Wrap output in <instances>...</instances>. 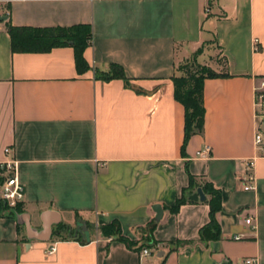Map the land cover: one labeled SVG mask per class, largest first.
<instances>
[{"label": "crops", "instance_id": "obj_1", "mask_svg": "<svg viewBox=\"0 0 264 264\" xmlns=\"http://www.w3.org/2000/svg\"><path fill=\"white\" fill-rule=\"evenodd\" d=\"M206 5L0 0V15L7 16L0 19V162L13 156L24 185L16 209L0 206V264H244L249 257L264 264V151L254 142L256 90L264 83V0H213L210 12ZM8 24H91L84 53L90 69L78 71L72 46L13 51ZM199 49V63L231 76L205 79L203 131L183 155L185 108L175 98L173 77ZM112 64L123 67L125 79L97 76ZM248 173L255 176L253 190L244 189ZM190 174L189 196L205 182L222 191L217 242L200 241L209 195L177 213L169 209ZM78 219L94 227L90 242L55 236L59 224L75 228ZM113 220L133 240L155 221L159 243L142 255L103 236L99 227ZM178 240L193 243H169Z\"/></svg>", "mask_w": 264, "mask_h": 264}, {"label": "trees", "instance_id": "obj_2", "mask_svg": "<svg viewBox=\"0 0 264 264\" xmlns=\"http://www.w3.org/2000/svg\"><path fill=\"white\" fill-rule=\"evenodd\" d=\"M8 32L12 40V49L15 52H47L54 47L72 46L75 51L76 66L79 72L83 73L90 69V65L85 58V50L90 46L93 31L91 24H78L68 27H18L8 24ZM202 52L199 49L192 60H187L179 66L181 75L174 76L175 98L183 104L185 108V136L182 145V153L186 154V147L190 138L203 131L206 108L204 105V81L207 78L229 77L228 72H217L212 67L201 64L197 61V55ZM99 78L111 80L114 78L125 79L123 67L119 64H112L108 72L97 73ZM194 175L190 174V184L183 190L182 195L177 199L175 205L169 207L172 213H177L181 206L190 200L188 189L195 188ZM203 191L210 196L206 202L210 206L209 222L200 230V241H219L221 238V225L217 219V213L222 210V191L214 187L212 183L205 182L201 185ZM1 208H5L0 202ZM157 222L153 221L145 227L139 228L141 238L133 240L125 236L119 220L99 227L101 234L105 237L113 238L123 242L127 247L141 252L144 248H153L159 242L153 237V232ZM89 238L84 233L76 232L75 228L59 224L55 229V236L63 239L73 238L83 243L91 241V230L94 227L88 223ZM177 247L193 243V241H172ZM173 248L170 249V251Z\"/></svg>", "mask_w": 264, "mask_h": 264}, {"label": "built area", "instance_id": "obj_3", "mask_svg": "<svg viewBox=\"0 0 264 264\" xmlns=\"http://www.w3.org/2000/svg\"><path fill=\"white\" fill-rule=\"evenodd\" d=\"M210 1L207 0V5L205 7L206 12H210ZM258 39L255 40V48L258 49ZM256 107H257V118L258 125L254 137V142L257 148L264 151V83L261 88L256 90ZM209 151V148L206 149ZM12 152V147L5 148V153L10 155ZM203 151H199L201 154ZM254 158L248 159L246 161V166L248 170L253 169L254 167ZM19 169L18 161L11 156L5 161L0 162V202H2L6 209L13 210L18 207L20 203L24 201V185L19 180ZM243 181L245 183V190H253L255 188L254 181L255 176L253 173H248L244 176ZM246 223L251 225L253 229L256 228V224L253 221L252 217L246 218ZM241 236H235V239H240ZM56 251V243L52 244L47 253L53 254ZM142 255L150 254V248H144L141 251ZM257 259L249 257L244 259V264H255Z\"/></svg>", "mask_w": 264, "mask_h": 264}, {"label": "water", "instance_id": "obj_4", "mask_svg": "<svg viewBox=\"0 0 264 264\" xmlns=\"http://www.w3.org/2000/svg\"><path fill=\"white\" fill-rule=\"evenodd\" d=\"M6 18H7L6 15H0V19H6ZM189 198H190V200H195V201H198V200L205 201L207 197H206V194L203 191L202 187H199L195 193L190 195ZM154 210L157 213L156 219L157 220L161 219L163 216V209H162L161 205H159V204L155 205ZM75 230H76V232L84 233L86 235V237L89 238V228H88V223L86 220L78 219V221L76 222Z\"/></svg>", "mask_w": 264, "mask_h": 264}, {"label": "rangeland", "instance_id": "obj_5", "mask_svg": "<svg viewBox=\"0 0 264 264\" xmlns=\"http://www.w3.org/2000/svg\"><path fill=\"white\" fill-rule=\"evenodd\" d=\"M193 58H191L190 60H192ZM184 63H186V61L184 62ZM210 64V63H209ZM206 65V64H205Z\"/></svg>", "mask_w": 264, "mask_h": 264}]
</instances>
